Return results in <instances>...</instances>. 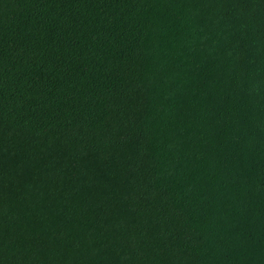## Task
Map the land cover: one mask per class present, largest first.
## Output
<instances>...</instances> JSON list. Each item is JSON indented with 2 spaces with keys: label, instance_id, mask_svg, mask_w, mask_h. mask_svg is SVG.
I'll return each instance as SVG.
<instances>
[{
  "label": "trees",
  "instance_id": "trees-1",
  "mask_svg": "<svg viewBox=\"0 0 264 264\" xmlns=\"http://www.w3.org/2000/svg\"><path fill=\"white\" fill-rule=\"evenodd\" d=\"M0 264H264V0H0Z\"/></svg>",
  "mask_w": 264,
  "mask_h": 264
}]
</instances>
